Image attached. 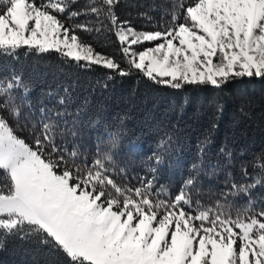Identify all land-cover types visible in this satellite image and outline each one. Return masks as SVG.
I'll return each mask as SVG.
<instances>
[{"label": "snow or ice", "instance_id": "snow-or-ice-1", "mask_svg": "<svg viewBox=\"0 0 264 264\" xmlns=\"http://www.w3.org/2000/svg\"><path fill=\"white\" fill-rule=\"evenodd\" d=\"M119 3L0 0V55L55 53L77 67L104 69L108 79L136 72L176 90L264 79V0H173L170 19L152 31L120 20ZM82 15L96 21L78 22ZM81 31L112 33L119 58ZM18 89L25 97L30 90L20 75L0 79V249L16 237L57 253L55 264H264V207L227 200L260 183L243 182L245 164L242 180L230 181L224 201L212 204L203 203L194 178L175 193L157 188L155 177L122 186L112 178L110 154L89 160L78 146L69 149L51 120L39 131L32 125L31 144L21 138ZM251 163L264 174V155Z\"/></svg>", "mask_w": 264, "mask_h": 264}, {"label": "trees", "instance_id": "trees-1", "mask_svg": "<svg viewBox=\"0 0 264 264\" xmlns=\"http://www.w3.org/2000/svg\"><path fill=\"white\" fill-rule=\"evenodd\" d=\"M84 3L78 0L73 8ZM172 3L120 0L115 11L135 29L152 31L170 19ZM77 20L95 22L96 17L82 15ZM80 36L119 58L112 33L81 31ZM13 73L30 89L26 97L22 89L15 90L21 111L19 127L15 121L13 126L26 142H33V124L39 131L42 121L51 120L57 133L64 132L69 149L78 146L89 160L110 154L114 163L109 166L115 168L112 178L118 184L137 187L141 177H155L157 188L175 193L194 178L204 204L224 201L222 193H228L230 181L242 180L243 163L249 173L243 182L259 179L260 183L248 195H227V200L239 207L250 198L254 208L264 207V174L251 163L264 155V79H239L222 89L176 90L136 72L108 79L99 67L85 69L55 53L24 55L23 50L18 59L0 55V79ZM61 98L64 104L59 103ZM56 143H61L58 135ZM57 258L46 246L16 237L5 238L0 249V264H55Z\"/></svg>", "mask_w": 264, "mask_h": 264}, {"label": "rangeland", "instance_id": "rangeland-1", "mask_svg": "<svg viewBox=\"0 0 264 264\" xmlns=\"http://www.w3.org/2000/svg\"><path fill=\"white\" fill-rule=\"evenodd\" d=\"M135 29V28H134ZM137 30V29H136Z\"/></svg>", "mask_w": 264, "mask_h": 264}]
</instances>
